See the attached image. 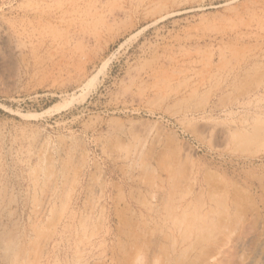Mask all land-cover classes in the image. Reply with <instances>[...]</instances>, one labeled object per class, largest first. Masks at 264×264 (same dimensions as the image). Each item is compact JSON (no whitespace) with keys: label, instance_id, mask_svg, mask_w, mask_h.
Here are the masks:
<instances>
[{"label":"rangeland","instance_id":"374dc122","mask_svg":"<svg viewBox=\"0 0 264 264\" xmlns=\"http://www.w3.org/2000/svg\"><path fill=\"white\" fill-rule=\"evenodd\" d=\"M0 264H264V0H0Z\"/></svg>","mask_w":264,"mask_h":264}]
</instances>
